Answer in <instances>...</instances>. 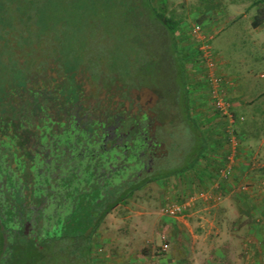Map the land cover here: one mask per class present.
I'll list each match as a JSON object with an SVG mask.
<instances>
[{
    "label": "rangeland",
    "instance_id": "1",
    "mask_svg": "<svg viewBox=\"0 0 264 264\" xmlns=\"http://www.w3.org/2000/svg\"><path fill=\"white\" fill-rule=\"evenodd\" d=\"M30 1L31 9H26V0H16L0 14V82L16 75L10 71L12 63L45 59L95 62L125 77L149 71L166 92L173 93L171 82L184 83L189 116L208 142L200 155L197 139L191 170L183 169L189 162L182 160L174 173H165L163 180L110 211L94 233V264H153L162 255L158 244L165 229L160 221L165 204L185 202L191 187L195 191L211 182L226 185L237 166L243 168L236 180L242 200L237 214L244 230L237 235L240 258L217 261L264 264V0H248L233 10L226 0H150L162 18L177 24L176 45L168 40L176 51L172 62L161 58L165 51L157 28L147 23L150 16L143 23V18L126 16L125 8L106 0ZM255 17L262 22L254 28ZM65 23L61 30L55 28ZM152 50L157 56L147 57ZM140 55L143 62H138ZM178 138L182 147L188 144L187 135ZM229 165L230 176L221 175ZM189 177L196 178V184Z\"/></svg>",
    "mask_w": 264,
    "mask_h": 264
},
{
    "label": "flooded vegetation",
    "instance_id": "2",
    "mask_svg": "<svg viewBox=\"0 0 264 264\" xmlns=\"http://www.w3.org/2000/svg\"><path fill=\"white\" fill-rule=\"evenodd\" d=\"M46 60L14 62L16 75L0 82V211L32 239L92 207L94 195L95 210L112 211L118 193L174 173L205 137L182 81L170 93L149 71L125 77L95 62Z\"/></svg>",
    "mask_w": 264,
    "mask_h": 264
},
{
    "label": "trees",
    "instance_id": "3",
    "mask_svg": "<svg viewBox=\"0 0 264 264\" xmlns=\"http://www.w3.org/2000/svg\"><path fill=\"white\" fill-rule=\"evenodd\" d=\"M15 1L16 0H0V14L4 7L9 6V4H14ZM106 1L125 8L123 10H125L124 14H126V16L132 15V18H136L135 20L143 18V20H141L143 23H146V18L150 16L151 20L148 19L147 23L155 29L157 28V33L161 36L163 52L165 51V54L161 53V58L167 59L169 62H172V60L175 59L173 58V54L176 51L171 50L168 40L171 39L174 45H176L173 37L177 24L169 19L162 18L150 5V0ZM31 6L32 2L26 0V9H31ZM261 22V19L255 17L252 22V27H258ZM65 25L66 23L60 24L55 28L61 30V27ZM134 27L139 30V24H134ZM2 33L3 31L0 29V40L4 38ZM163 38H166V41H163ZM136 47H139V44ZM143 51L144 50H142V53ZM149 53L153 54L149 56L147 53V57L153 58L154 56L155 58V56H157L153 50L152 53ZM137 58L139 59L138 62H143V57L141 55L139 57L137 56ZM193 124L195 125L194 122ZM199 141L198 142L201 145L199 153L202 155L208 146V142L204 136L200 137ZM183 153L184 151H182V154ZM192 157L194 158V156H191V159H187V162L189 163L186 168H183L184 170H191L195 166L197 159H193ZM133 184V190L140 189L142 186V184ZM132 195L133 194L118 193L115 196V202L111 205L115 204L118 206L124 203ZM101 197L102 196L94 195L93 201L95 203L92 207L89 204L85 206L84 209L73 212L72 218L67 224L61 225L59 228L51 231V234L49 233L44 236H38L35 239L29 238L22 232H13L11 229L16 227V223L13 222V213L0 211V264H94L91 257L93 235L99 227L98 224L103 221L108 213H110L109 209L104 210L101 206H98L96 210L94 209L96 200ZM4 235L8 236L7 241L5 240Z\"/></svg>",
    "mask_w": 264,
    "mask_h": 264
},
{
    "label": "crops",
    "instance_id": "4",
    "mask_svg": "<svg viewBox=\"0 0 264 264\" xmlns=\"http://www.w3.org/2000/svg\"><path fill=\"white\" fill-rule=\"evenodd\" d=\"M226 1L230 4L231 10L241 3L248 2V0ZM247 16L245 14L243 18ZM230 17L236 18L234 14H230ZM246 64L247 62L242 64L244 69L247 68ZM234 157L238 160V165L242 163L243 160L238 156H232V160ZM208 162L210 164V160H207V164ZM242 171L243 168L237 166L226 181V185L211 182L206 189L198 190L200 189L198 188L195 191V187H191L183 204L176 200L165 204L163 208L168 204L186 205L185 214L177 217H169L165 214L160 216V221L165 226L159 236L160 240L162 239L160 243L165 241L168 248L165 251L160 250L161 258L153 264H197L200 260L205 264H220L217 260L240 258L239 244L241 242L237 235L239 230L242 232L244 230L237 214V208L242 200L239 196V188L236 187L238 185L236 180ZM188 181H193V184L197 182L196 178L190 177ZM200 192L206 194L205 199L197 198ZM161 244L158 245L161 247Z\"/></svg>",
    "mask_w": 264,
    "mask_h": 264
},
{
    "label": "built area",
    "instance_id": "5",
    "mask_svg": "<svg viewBox=\"0 0 264 264\" xmlns=\"http://www.w3.org/2000/svg\"><path fill=\"white\" fill-rule=\"evenodd\" d=\"M231 161V160H230ZM232 171V167L226 166L222 172L221 175L223 176H230ZM197 198L199 199H205L206 198V194L204 192H200L199 195H197ZM183 204V203H182ZM182 204H168L165 208H163V214L169 216V217H177V216H181L183 215V213L185 212L184 208L186 205H182ZM168 246L166 243H162L161 244V249L163 251L167 250Z\"/></svg>",
    "mask_w": 264,
    "mask_h": 264
}]
</instances>
